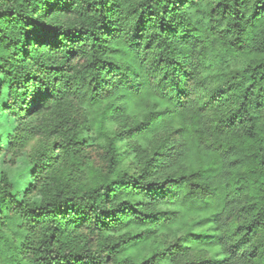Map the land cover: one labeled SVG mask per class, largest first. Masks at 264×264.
Here are the masks:
<instances>
[{"label": "trees", "instance_id": "16d2710c", "mask_svg": "<svg viewBox=\"0 0 264 264\" xmlns=\"http://www.w3.org/2000/svg\"><path fill=\"white\" fill-rule=\"evenodd\" d=\"M0 76V264H264V0H0Z\"/></svg>", "mask_w": 264, "mask_h": 264}, {"label": "rangeland", "instance_id": "374dc122", "mask_svg": "<svg viewBox=\"0 0 264 264\" xmlns=\"http://www.w3.org/2000/svg\"><path fill=\"white\" fill-rule=\"evenodd\" d=\"M4 96V94H0V109L6 102ZM12 127L13 121L9 119L6 112L0 111V172L7 174L10 181L13 183L12 193L17 200L21 198L22 192L30 181L29 154L34 143H30L19 156L14 157L12 152L3 145L5 140L2 139L6 135L11 136L13 134ZM81 160L85 165V172L88 176L93 174L91 169H99L104 166L102 152L96 148L87 150ZM4 228L8 230V222L6 220Z\"/></svg>", "mask_w": 264, "mask_h": 264}]
</instances>
